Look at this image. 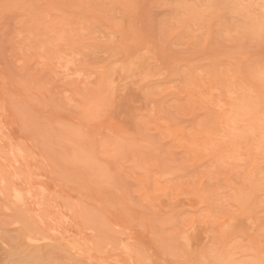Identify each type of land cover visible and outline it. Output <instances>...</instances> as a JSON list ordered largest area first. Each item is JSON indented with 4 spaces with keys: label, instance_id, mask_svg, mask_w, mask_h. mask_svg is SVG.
Wrapping results in <instances>:
<instances>
[{
    "label": "rangeland",
    "instance_id": "rangeland-1",
    "mask_svg": "<svg viewBox=\"0 0 264 264\" xmlns=\"http://www.w3.org/2000/svg\"><path fill=\"white\" fill-rule=\"evenodd\" d=\"M263 162L264 0H0V264H264Z\"/></svg>",
    "mask_w": 264,
    "mask_h": 264
},
{
    "label": "bare ground",
    "instance_id": "bare-ground-1",
    "mask_svg": "<svg viewBox=\"0 0 264 264\" xmlns=\"http://www.w3.org/2000/svg\"><path fill=\"white\" fill-rule=\"evenodd\" d=\"M143 103H144V102H143ZM144 105H145V104H144ZM116 110H117V109H116ZM116 110H114V113H113V114L116 113V112H115ZM122 110H123V109H122ZM139 110H140V109H139ZM112 111H113V110H112ZM117 111H118V110H117ZM122 113H123V115H124V112H122ZM125 113H126V112H125ZM116 114H117V113H116ZM116 114H115V115H116ZM117 115H118V114H117ZM125 115H126V114H125ZM228 115H229V114H228ZM123 117H124V116H123ZM119 118H120V117H119ZM229 121H230V120H229ZM119 124H120V123H119ZM232 139H233V138H232ZM251 140H252V139H251ZM224 142H225V141H224ZM248 142H249V141H248ZM237 145H238V144H237ZM252 147H253V146H252ZM242 153H243V152H242ZM249 156H250V155H249ZM251 160H252V159H251ZM252 163H253V162H252ZM255 163H256V162H255ZM263 163H264V162H263ZM259 166H261V165H259ZM263 167H264V166H263ZM252 168H253V167H252ZM252 168H251V169H252ZM230 169H231V168H230ZM226 170H227V169H226ZM220 171H221V170H220ZM229 171H231V170H229ZM253 171H254V169H253ZM233 172H234V170H233ZM236 172H237V171H236ZM236 172H235V174H237ZM220 174H221V172H220ZM231 174H234V173H231ZM222 175H223V174H222ZM222 175H221V176H222ZM239 175H240V174H239ZM239 175H238V177H239ZM219 176H220V175H219ZM233 176H234V175H233ZM236 176H237V175H236ZM240 176H241V175H240ZM247 176H248V175H247ZM252 176H253V175H252ZM229 177H230V176H229ZM243 177H244V176H243ZM214 178H215V177H214ZM218 178H220V177H218ZM239 178H240V177H239ZM252 179H253V178H252ZM236 180H237V179H236ZM233 181H234V179H233ZM251 181H252V180H251ZM242 182H243V181H242ZM246 182H247V181H246ZM253 183H254V181H253ZM255 185H256V184H255ZM259 186H260V185H259ZM248 207H249V206H248ZM248 207H247V209H248ZM224 211H225V210H224ZM224 211H223V212H224ZM226 212H227V211H226ZM225 222H226V221H225ZM236 223H237V222H236ZM246 223H248V221H247ZM229 225H230V224H229ZM247 225H250V224L248 223ZM231 226H232V225H231ZM194 227H195V226H194ZM249 227H251V226H249ZM242 228H245V227H242ZM233 229H234V228H233ZM192 230H193V229H192ZM220 230H221V229H220ZM222 230H223V229H222ZM222 230H221V231H222ZM243 230H245V229H242V231H243ZM256 231H257V230H256ZM256 231H255V232H256ZM188 232H189V231H188ZM236 233H238V232H236ZM257 233H258V232H257ZM186 234H187V233H186ZM240 235H241V234H240ZM245 235H246V234H245ZM248 235H249V234H248ZM250 235H251V234H250ZM250 235H249V236H250ZM246 236H247V235H246ZM182 237H184V236H182ZM196 239H197V238H196ZM240 239H241V238H240ZM181 240H182V239H181ZM192 240H193V239H192ZM242 240H244V239H242ZM249 240H250V239H249ZM182 241H183V240H182ZM182 243H184V241H183ZM193 243H194V242H193ZM188 244H189V243H188ZM191 244H192V243H191ZM192 245H193V244H192ZM190 246H191V245H190Z\"/></svg>",
    "mask_w": 264,
    "mask_h": 264
}]
</instances>
